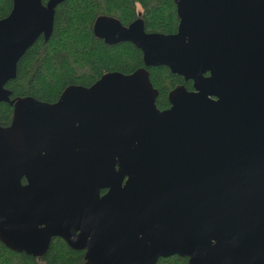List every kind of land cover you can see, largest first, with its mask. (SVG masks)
<instances>
[{
  "label": "water",
  "instance_id": "obj_1",
  "mask_svg": "<svg viewBox=\"0 0 264 264\" xmlns=\"http://www.w3.org/2000/svg\"><path fill=\"white\" fill-rule=\"evenodd\" d=\"M63 1L12 0L0 19V102L13 106L0 125V241L42 256L59 237L85 264H264V0H174L171 34L99 16L94 34L131 42L144 67L54 103L10 99L19 59L49 38ZM160 65L192 82L163 110L146 70Z\"/></svg>",
  "mask_w": 264,
  "mask_h": 264
},
{
  "label": "trees",
  "instance_id": "obj_2",
  "mask_svg": "<svg viewBox=\"0 0 264 264\" xmlns=\"http://www.w3.org/2000/svg\"><path fill=\"white\" fill-rule=\"evenodd\" d=\"M47 0H43L45 3ZM12 0H0V19L11 11ZM99 16H110L127 26L142 18L147 32L171 34L179 18L174 0H64L55 8L53 30L47 40L40 36L21 56L16 77L8 81L10 99L26 96L56 102L70 85L89 87L103 74H128L144 67L141 51L131 42L107 44L94 34ZM157 90L156 106H170L168 95L178 86L192 90V82L166 66L146 67ZM13 106L0 102V125L10 124ZM24 183L25 180L23 179ZM85 250H74L59 237L51 239L42 256L16 252L0 241V264H85ZM187 257H160L155 264H187Z\"/></svg>",
  "mask_w": 264,
  "mask_h": 264
},
{
  "label": "flooded vegetation",
  "instance_id": "obj_3",
  "mask_svg": "<svg viewBox=\"0 0 264 264\" xmlns=\"http://www.w3.org/2000/svg\"><path fill=\"white\" fill-rule=\"evenodd\" d=\"M23 179L25 180L24 183L22 182ZM26 182H27L26 179L23 177V178L21 179V183H22V184H26ZM105 192H106V190H102V191H101V194H103V193H105Z\"/></svg>",
  "mask_w": 264,
  "mask_h": 264
}]
</instances>
